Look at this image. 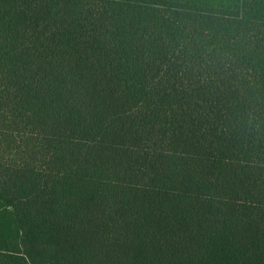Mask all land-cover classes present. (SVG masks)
I'll return each mask as SVG.
<instances>
[{"label":"trees","instance_id":"16d2710c","mask_svg":"<svg viewBox=\"0 0 264 264\" xmlns=\"http://www.w3.org/2000/svg\"><path fill=\"white\" fill-rule=\"evenodd\" d=\"M0 264H264V0H0Z\"/></svg>","mask_w":264,"mask_h":264}]
</instances>
